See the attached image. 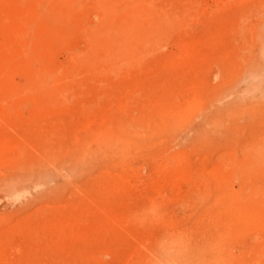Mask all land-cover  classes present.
<instances>
[{"label": "bare ground", "instance_id": "6f19581e", "mask_svg": "<svg viewBox=\"0 0 264 264\" xmlns=\"http://www.w3.org/2000/svg\"><path fill=\"white\" fill-rule=\"evenodd\" d=\"M162 1L163 0H0L1 171L2 168L20 170L26 166H30L31 169V164L48 166V163L57 162L59 159L61 160L70 149L69 147H65L66 142H63L65 146L62 144V140L65 141V139H69L73 130L76 131L77 129L87 132V140L83 143L79 142V145L77 144L78 146L76 145L77 149H83L84 151L91 143H101V145H103L102 143L108 142L111 143L112 146V143L118 142L124 146L133 144V142L135 143L138 140H146L147 137L150 139V137L155 136L156 132L150 131V117L146 112L148 110L155 112V115L159 118L158 120L161 121L160 118L163 117L170 119L173 109L176 106L173 100L169 102V98L163 94V91L162 93L160 90L156 91L157 88L153 89V86H151V92L144 90L146 86L144 85L145 82H142V80L145 79L142 77L140 79V75L144 77V71L146 70L139 68V70L134 71L131 70V68L136 62L139 63V59L148 54L147 50L155 44L153 42L154 38L169 28V18L166 17L167 13L165 14L164 12L166 9V2L163 5V8L165 7L163 9L161 6ZM182 1L183 0H180V4L178 5H182L181 3H183V7L186 4L184 5L185 2ZM219 1L222 2L223 0ZM220 2L219 4L223 3ZM167 7L169 8L170 6L167 5ZM170 8L172 9L173 7L171 6ZM173 9L175 11V8ZM169 12L171 11L168 10V13ZM176 21L180 22L177 18ZM176 21L174 19V22ZM177 22L176 26L178 24ZM172 24L173 22L171 25ZM159 38L161 37L157 38L158 41H160ZM157 39L155 38L156 42ZM159 43L160 42L156 43L157 46ZM190 47L191 45H186V52H180V55L182 57L185 56V59H189L192 54H189L191 52ZM150 52L153 53L154 51L152 52V50H150ZM60 54L64 55L63 60L58 58L57 55ZM178 59L180 58L178 57L177 60ZM156 66L155 64V67ZM130 83H132V85ZM106 91L110 94L107 99L104 98ZM79 95H85L87 98L85 96V98H79ZM72 96H77L78 100L74 103H69L68 98ZM134 96L141 98L144 113L141 111V114L137 115L127 108V106L130 105L128 102ZM180 109L181 108H179V110ZM113 110H117L116 113L119 112L120 114L114 115L112 112ZM127 111L130 114L128 113V119H125ZM157 128V131L161 130V127L158 126ZM86 132H84V134ZM76 139L78 138L76 137ZM70 143L72 145L75 144L73 141H70ZM107 145L108 144L105 146L107 147ZM95 146H97V144H95ZM105 146L102 147L105 148ZM126 147H123V149H126ZM138 147L136 149H138ZM131 148L134 147L132 146ZM117 149H115L116 153L118 152ZM64 157H67V155ZM116 157L118 156L116 155ZM128 157L131 159L133 156ZM114 158L115 157H113V159ZM163 164H165V162ZM161 166L164 167V165ZM159 167L157 168L159 169ZM188 170L189 169L184 168L183 170L174 169L171 171L170 169L171 172L168 175L163 174L164 176L162 175L160 179V181L162 180L161 185H159L160 187L152 190L153 194L146 200V203H138L136 201L132 203L129 200L123 201L118 199L119 195H128V197L132 195L129 187L125 185L127 183H124L126 170L120 173V175L118 174L119 176L117 175V179H115L116 176H99L94 180L96 187H100V185L104 184L106 181L109 182L112 180L114 182L109 185L107 184V186H103L101 198L95 195H87L86 198L84 197L85 200L82 205L76 207L73 205L70 206L67 203L66 206L64 205L66 212L51 213L48 215V217L50 216L49 218H45V220L39 219L40 222L31 220V217L30 222L27 223V228L24 232H19V236L30 237L31 240L33 239L38 243L35 244V246L27 247L21 244L13 246L8 238L13 235L15 236V233H13V235L8 233V237L5 234L7 232L3 233L5 235H0V264H106V260H104L105 256L111 255L117 257L119 252L122 253L123 250L125 251L127 249H129L131 255L140 256L139 261H136L137 263L134 264H150L145 259L146 253L154 257L153 261L149 259L152 261L151 264H182L184 260L191 257L194 251V245H191L192 242L188 240L189 237L187 239L184 231L166 232L167 234L164 235V240L162 242V244H164L162 246L159 245L161 247L160 250L162 251L163 249L165 251V255H162V257L166 256L167 253V256L170 255L171 257V253L173 256L171 258H167V256L166 258H162L159 253L160 251L158 252L156 249V240L154 242L151 239V234L147 231L145 234L138 235L133 232L132 227L135 223L142 221L140 213H155L162 209L164 202L162 199L164 198L161 197L160 201L157 200V197L163 192L162 188L169 191L168 193L172 192L174 189H177L178 192L177 187L181 183L187 184V180L189 179L187 178ZM198 173L196 174L197 176ZM228 173L225 175L224 171L220 170L219 172L212 173L211 176L206 175V178L209 177V179L207 178L208 180L212 179L216 184L215 186L218 187V193L215 192L216 195L226 194V191L230 189V194L233 198L230 196L232 199H230L231 203L228 202L230 205L225 203L227 205L225 206L223 203L224 205L219 209L217 220L209 222V224L200 229L199 237L200 240L203 239V241H201L202 244L198 247L199 249L197 248V251H205L208 253V256L202 258L200 253L195 260L191 261V264H242L240 258L242 255V248L239 244V246L237 245V242H241L243 235H245L246 238V234L250 235V240H252L254 244V248L250 252L253 256V264H264V186H262L264 185V178L261 177V185L259 180L260 184L257 183V180L255 181L253 179V175H246L244 173V179L247 178L245 180L252 177L251 183L253 181V184L256 182L260 186H253L254 188L251 189L250 187L249 190L244 191L240 187L241 184L238 183L240 186H237V189L238 187L241 189L236 191L233 189L234 184L230 186V188L228 186L226 187L227 182L228 185H231L230 181L232 182V180H230L231 176ZM230 174L232 175L233 173ZM238 175L234 174L235 177ZM262 175H264V173H262L261 176ZM227 176H230L229 180H227ZM203 177L204 176H202V178ZM238 177H240V175ZM208 180V183L212 181L209 182ZM203 181L204 179L199 182V185L203 186L204 192L206 193V189L210 188H208L206 181ZM197 185L189 186L190 189L186 187V191L184 192L186 193L188 189V191L194 190ZM225 187L227 190H225ZM197 188H199V186H197ZM97 192L99 193V191ZM190 193L187 194H195H192V192ZM208 193V195H210V192ZM89 194L92 193L89 192ZM225 194L222 197L226 198ZM141 200L142 199H140V201ZM168 200L170 201V199ZM227 200L229 201V199ZM115 207H119L120 211L122 208L123 212L121 214L118 213L120 215L113 213L114 211L112 212V210ZM193 208L194 205L192 206V209ZM171 211L173 210L171 209ZM46 212H49V210ZM34 213H32V215ZM224 214H230L232 216L231 219L223 220L221 216ZM40 215L43 217V215L39 213V218L41 217ZM161 216L156 217L157 223L170 224L172 221L168 222V220ZM16 219L18 220V218ZM1 220L3 219L1 218L0 221ZM87 223L93 226L90 227L91 229H87V232L85 231L82 233L80 229L83 228L84 230V226H86ZM171 223H173V221ZM24 225L21 226L24 227ZM21 226L18 227L21 229ZM183 229L182 227V230ZM21 231H23V229H21ZM149 231L151 230L149 229ZM123 237L124 240L126 239L125 237L132 240L131 244L125 246L122 244V246L118 245L117 243H120ZM78 241H81V244L84 242L91 249L77 250L76 252L70 250L68 245L72 243L75 244V242ZM141 249L146 250V253L144 254L143 251L141 252ZM12 250L18 251L19 253L21 252L20 254L22 255L16 259V255L11 252ZM53 250L55 251L53 255H56V258L51 257L49 260L45 261L46 255ZM69 250L72 254H75L77 259L73 262H63L62 255H65ZM10 253H12V258L13 254L15 255V260L10 258ZM235 254L236 257L239 256L237 259L234 258ZM126 257L128 256L126 255ZM126 257L124 260H126ZM56 260H61V262L58 261V263ZM115 262L116 260L114 263Z\"/></svg>", "mask_w": 264, "mask_h": 264}, {"label": "rangeland", "instance_id": "374dc122", "mask_svg": "<svg viewBox=\"0 0 264 264\" xmlns=\"http://www.w3.org/2000/svg\"><path fill=\"white\" fill-rule=\"evenodd\" d=\"M179 1L180 0L162 1V8L166 2V9L164 12L165 14L167 13L166 17L169 18L168 23L170 29L168 28V30L156 36V39L158 37L162 38H159L160 41L157 39V42H160L158 46L154 38L153 42L156 45L153 44L152 47L147 50L148 54L139 59V63L136 62L131 68V70L134 71L139 70V68L146 70L144 71V77L140 75V79L142 77L146 80H142V82H145L144 85L146 86L144 90L151 92L152 88H157L156 91L160 90L161 93L163 91V94L169 98V102L173 100L176 107L173 109L171 118L167 119L163 117L160 118L161 121H159L155 112L146 110V114L150 117V122H148L151 130H149L154 133L156 132L155 136L150 137V139L147 137L146 140H138L135 143L133 142V144L124 146L118 142L114 143L116 146L113 143L111 146V143L105 142L108 144L107 147L105 143H102L103 145H101V143H91L85 151L83 149H77V146L79 142L83 143L87 140V132L85 130L81 131V129H77L76 131L73 130L69 139L67 138L65 141L62 140V144L66 142V146L65 144L63 145L70 148L69 152H67V154L65 153L67 157H64L66 156L64 155L61 160L59 159L57 162L54 161L55 163H48V166L31 164V169L30 166H26L20 170L2 168L1 171L0 169L2 173H0V217L3 219L0 221V235L6 234L8 237L9 234L13 235V233H15V236L13 235L14 237L8 238L13 246L21 244L22 246L33 247L35 244H38L33 239L31 240L30 237L19 236V232H24L27 228V223L30 222L31 217V220L40 222L39 219L45 220V218L47 219L50 217H48V215L51 213L66 212L64 205L66 206L67 203L70 206L73 205L78 207V205H82L87 195H95L98 198L102 196L103 186H107V184L109 185L114 182L112 180H110L111 182L106 181L104 184H101L100 187H96L94 180L99 176H116L115 179H117L120 173L126 170L125 177L123 175L124 183H127L125 185L129 187L132 195L129 196L130 198L128 195H119L118 199L123 201L129 200L132 203H135V201L138 203H146V200L153 194L152 190L160 187L159 185L162 183L160 179L163 174L168 175L174 169L183 170L185 168L189 169V172H187V178H189L187 184L181 183L179 186L177 185L178 192L177 189H174L172 192L168 193L169 191L162 188L163 190H161L163 192L157 197L158 201L161 200V197L164 198L162 199L164 200L162 209L157 211L158 213H140L142 221L135 223L132 229L133 232L138 235L145 234L148 231V233L151 234V239L154 242L156 240L155 246L158 252L160 251L161 257L165 255V251L163 249L161 251V247L159 246L164 244H162L164 235L174 231H184L187 239L189 237L188 240L192 242L191 245H194V251L191 257L184 260L182 264H191V261L195 260L200 253L202 258L208 256V253L205 251H197V248L202 244L201 241H203V239L200 240L199 231L202 227L209 224V222L217 220L219 209L222 208L225 203H231L230 196L232 195L230 194V189H228V191L226 187L228 186L230 188V186L234 184V188L231 187L234 190L238 191L242 188L246 191L249 190L250 187L252 189L254 188L253 186H260L257 183L264 178V175L261 176V174L264 173V0H223V3L219 0H194L195 2L193 0H183L182 2H185L184 5L186 4L183 7V3H181L182 5H178L180 4ZM219 2L222 4H219ZM167 5L175 8V11L173 8V10L170 7L168 8ZM168 10L171 12L168 13ZM173 18L175 21L177 18L181 23L176 21L178 23L176 26V22H174ZM170 22H173V24L171 25ZM186 45H191V52L189 54H193V57L191 54L189 59H185V56L182 57L180 55V52H186ZM181 48L185 50L182 51ZM150 50L154 52L151 53ZM57 56L60 60H63V54ZM178 57L180 59L177 60ZM155 64L157 65L156 67ZM130 84L132 85V83ZM151 86L153 87L151 88ZM105 93L104 98L107 99L110 94L107 91ZM84 96L85 95H79V98H87V96ZM77 100V96L68 98L69 103H74ZM141 102V98L134 96L128 102L130 105H128L127 108L137 115L141 114V111L144 113V109L142 108L143 102ZM179 108L181 109L179 110ZM116 111L117 110L112 111L114 115L120 114L119 112L116 113ZM128 111L125 114V119H128ZM158 126L161 127L160 131H157ZM84 132L86 133L84 134ZM76 137L78 139H76ZM70 141H73L75 144L72 145ZM95 144H97V146H95ZM102 146H105V148ZM130 146H133L135 149ZM123 147H126V149H123ZM137 147L138 149H136ZM115 149H117V153ZM116 155L118 157H116ZM125 155L133 157L130 159ZM113 157L117 160H114ZM164 162L166 165L163 164ZM161 165H164V167ZM157 167L162 170H159ZM220 170H223L225 175L229 172L228 174L232 177H226L227 180H229V177L230 180H232V182L230 181L231 185H228L227 182L225 187V190H227L226 194L224 193L226 198L222 197L224 194H218L219 196L216 195V193H218V187L215 186L216 184L212 179L208 180L209 177H207L208 179L206 178V175L211 176L212 173L219 172ZM196 171H198L200 175ZM197 173L198 176L196 175ZM230 173H233V176ZM244 173L246 175H253V179L259 181L257 183L254 181L256 183H254V185L253 181L251 183L252 177L248 180H245L247 178L244 179ZM234 174H239L240 177H238L239 175L235 177ZM202 176L204 177L202 178ZM203 179L208 184V188H210L206 189V193L204 192L203 186L199 185V182ZM207 180L209 182L212 181L208 183ZM261 181L260 183L262 185ZM238 183L241 184V186ZM191 185H197L199 188L196 186L194 190L191 188L192 190L188 191ZM237 186L241 188L239 189L238 187L237 189ZM186 187H189V189L185 193ZM97 191H99V193ZM89 192L92 194H89ZM190 192L195 194L190 195ZM208 192H210V195H208ZM215 195L217 198H214ZM165 196L167 198L169 197L168 199H170V201ZM140 199L142 200L140 201ZM227 199H229V201ZM193 205L194 208L192 209ZM225 206L227 205L225 204ZM119 209V207H115L112 212L114 211L113 213L120 215L123 210L122 208L121 211ZM171 209L173 211H171ZM48 210L49 212H46ZM32 213L34 214L32 215ZM39 213H41L43 217L40 215L41 217L39 218ZM160 213L164 215L161 216ZM159 216L168 220V222L172 220L173 223H171L172 221L170 224L157 223L156 217ZM221 217L223 220H230L232 216L230 214H224ZM16 218H18V220ZM15 224L19 227L25 224L24 227L21 226L23 231ZM86 226H84V230L83 228L80 229L82 233L87 229H91L90 227L93 225L87 223ZM182 227L186 231L184 229L182 230ZM149 229L151 231H149ZM4 232L7 233L3 234ZM249 236L250 235L246 234L245 238V235H243L241 242H237V245L239 244L242 248V255L240 257L242 264H253V256L250 252L254 248V244ZM125 238L124 240L123 237V240L117 244H122L124 246L131 244L132 240H129L127 237ZM83 243L84 242L81 244V241H78L75 242V244H70L71 246L68 245V247L75 252L77 250H87L90 248L87 244ZM53 251L46 255L45 261L49 260L51 257L56 258V255H53L55 251ZM140 251H143L144 254L146 253V250L141 249ZM11 252L16 255V259L22 255L20 254L21 252L19 253L15 250ZM69 252L62 255L63 258H61L63 262H73L77 259L75 254ZM127 252H129V249L123 250L122 253L119 252L117 257L107 255L104 257V260H106L105 263L134 264L137 263L136 261H139L140 256L131 255L130 252ZM12 253H10V258L15 260L14 254L13 258L11 257ZM125 253L129 258L126 257ZM146 255L145 259L151 264L154 257L149 253H146ZM171 255L173 256L172 253ZM166 256L163 257L166 258ZM125 257L126 260H124ZM169 257L170 255L167 256V258ZM238 257L239 256L236 257L235 254L234 258L237 259ZM114 259L116 260L115 263ZM58 261L61 262V260Z\"/></svg>", "mask_w": 264, "mask_h": 264}]
</instances>
